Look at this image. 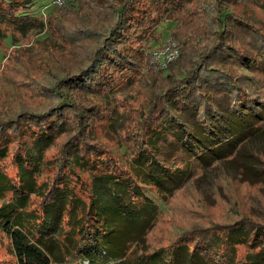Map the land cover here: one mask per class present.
I'll return each mask as SVG.
<instances>
[{
    "label": "trees",
    "instance_id": "trees-1",
    "mask_svg": "<svg viewBox=\"0 0 264 264\" xmlns=\"http://www.w3.org/2000/svg\"><path fill=\"white\" fill-rule=\"evenodd\" d=\"M121 1L115 7L103 5L110 9L109 21L113 16L108 27L86 29L87 36L99 42L85 68L56 79L57 102L42 112H23L0 122V157H7V144L16 142L11 159L15 179L0 171V196L3 200L8 196L0 204V228L9 239L11 255L16 264H57L64 251L80 264H264V222L251 217L213 228H192L168 248L148 251L146 243L159 214L148 192L154 189L161 198L171 195L188 175L187 165L179 166L183 160L211 165L234 159L244 155L251 138L264 132V95L257 88L264 78V52L256 54L264 44L258 42L256 48L236 44L232 24L249 34L252 31L228 12L226 0H216L210 20L215 37L211 46L188 62L182 56L185 41L178 43L173 34L179 54L166 69L155 70L152 52L141 44L160 23L161 12L186 8L193 0H144L154 6L157 19L148 6ZM0 3L5 5L1 23L20 31L42 26L33 15L32 0ZM77 5V0H65L59 9L75 10ZM232 65L259 74L257 80L230 72ZM137 72L145 73L153 88L136 132L128 135L133 137L132 165L120 170L111 158L98 161L90 168L93 172L82 199L68 186L71 178L64 169L77 163L85 166L81 159L105 149L86 138H90L86 118L97 117L100 107L107 105L106 89L118 78ZM68 109L76 119L75 132L61 149L56 173L41 188L35 180L38 166L63 131L60 115ZM26 134L29 143L21 142ZM260 169L263 174L264 166ZM31 195L42 196L40 216L26 210ZM65 219L68 232L62 227ZM240 245L248 248L241 259L236 256Z\"/></svg>",
    "mask_w": 264,
    "mask_h": 264
},
{
    "label": "rangeland",
    "instance_id": "rangeland-1",
    "mask_svg": "<svg viewBox=\"0 0 264 264\" xmlns=\"http://www.w3.org/2000/svg\"><path fill=\"white\" fill-rule=\"evenodd\" d=\"M32 1L33 15L40 18L42 26L20 31L12 25L0 22V122L15 119L23 112H42L56 103L58 97L53 89L56 79L85 68L89 56L99 42V38L96 40L95 36H87L86 29L102 31L108 27L113 16L111 15L112 19L109 21L110 9H104L103 5L115 7L122 2L77 0L78 5L73 10L59 9L62 5L52 7L51 0ZM135 1L148 6L154 19L159 18L153 5H148L144 0H133L132 3ZM215 2L216 0H193L186 3V8L166 9V13L161 12L160 23L152 32H148L149 36L141 44L142 48L146 52H152L166 42L176 45L171 39L175 34L173 36L178 43L185 41L182 56L189 62L199 51L211 46L215 39L210 21ZM0 5L1 12L5 5ZM224 5L230 14L237 17L238 22L245 23L252 31L249 34L232 24L231 32H234L236 44H255V47L250 45L253 48H256L258 42L264 44V0H226ZM135 18L136 15H133L132 22ZM263 52V47L256 49V54L261 55ZM229 71L246 75L253 80H257L259 75L235 65ZM158 82L160 85L161 80ZM257 85L258 91L264 95V78ZM152 88L145 73L142 75L137 72L135 76L133 73H125L122 79L118 78L112 87L106 89L107 105L100 107L98 116L86 118V121H90L86 135L90 134L91 139L85 135L86 138L105 149L98 156L81 159V162H86L85 166L77 163L72 169H64L65 174L71 178L68 186L73 188L78 197L86 199L84 186L87 187L90 181L93 172L90 168H94L98 161L106 162L111 158L120 170L132 165L133 137L131 135L128 139V135L136 132L138 117ZM73 116L71 109L60 115L63 131L46 149L38 166L39 174L35 180L36 185L41 188L56 173V165L62 157L61 149L75 132L76 119ZM27 140L29 143L31 138L26 134L21 142ZM15 145V141L8 143V156L0 157V171L11 180L16 177V169L11 161ZM243 153L244 155L234 159L219 160L211 165L183 160L184 164L179 166L187 165L188 175L179 189L164 198L154 189L148 192L159 206L154 228L146 236L148 251L170 247L192 228L228 225L242 217L264 222V173H259L262 170L260 166H264V132L251 138ZM258 154L261 163L256 158ZM7 198L8 196L3 200L0 196V204ZM41 198L39 195L30 196L26 210L32 215H41ZM62 227L66 232L70 230L66 219ZM247 249L238 246L236 256L243 258ZM57 261V264H80L70 251H64ZM0 264H16L10 253L9 239L1 228Z\"/></svg>",
    "mask_w": 264,
    "mask_h": 264
},
{
    "label": "built area",
    "instance_id": "built-area-1",
    "mask_svg": "<svg viewBox=\"0 0 264 264\" xmlns=\"http://www.w3.org/2000/svg\"><path fill=\"white\" fill-rule=\"evenodd\" d=\"M65 0H51L52 7H59L63 5ZM179 52L174 43L166 42L160 45L157 49L152 51V64L155 70H164L167 65L173 61Z\"/></svg>",
    "mask_w": 264,
    "mask_h": 264
}]
</instances>
